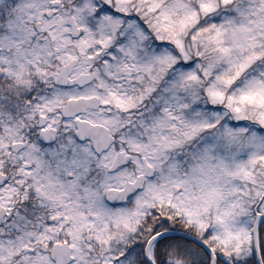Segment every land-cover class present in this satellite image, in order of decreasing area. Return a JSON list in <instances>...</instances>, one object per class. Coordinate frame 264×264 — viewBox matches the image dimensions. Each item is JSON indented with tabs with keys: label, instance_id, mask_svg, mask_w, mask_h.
Here are the masks:
<instances>
[{
	"label": "snow or ice",
	"instance_id": "snow-or-ice-1",
	"mask_svg": "<svg viewBox=\"0 0 264 264\" xmlns=\"http://www.w3.org/2000/svg\"><path fill=\"white\" fill-rule=\"evenodd\" d=\"M0 264H264V0H0Z\"/></svg>",
	"mask_w": 264,
	"mask_h": 264
}]
</instances>
